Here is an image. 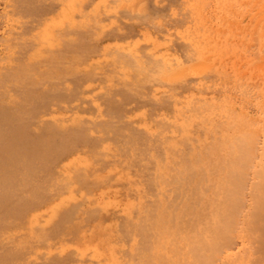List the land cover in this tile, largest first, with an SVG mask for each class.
<instances>
[{"label": "bare ground", "instance_id": "bare-ground-1", "mask_svg": "<svg viewBox=\"0 0 264 264\" xmlns=\"http://www.w3.org/2000/svg\"><path fill=\"white\" fill-rule=\"evenodd\" d=\"M144 2L0 0V264H207L210 213L219 252L224 185L264 167V0H172L132 32ZM91 146L137 200L95 190ZM101 202L121 216L95 245L73 226Z\"/></svg>", "mask_w": 264, "mask_h": 264}, {"label": "rangeland", "instance_id": "rangeland-1", "mask_svg": "<svg viewBox=\"0 0 264 264\" xmlns=\"http://www.w3.org/2000/svg\"><path fill=\"white\" fill-rule=\"evenodd\" d=\"M172 0H145L144 6L137 11L136 19L141 21V24H134L132 19L122 16L124 26L130 30L135 31L137 28H148L152 27L145 23L144 19L147 14L153 13L154 15L164 14L167 10V4ZM2 8V3H0V10ZM121 14L125 15L124 12ZM113 32V30H110ZM113 34L104 33L101 36V42H112ZM99 52V51H98ZM96 52V53H98ZM97 82H93L96 84ZM137 104H129L128 109H133ZM148 106H151L150 104ZM158 108V107H155ZM262 137L258 138V145H262ZM91 151L88 152V157L90 164L88 170L93 172L95 175L98 173L108 174L109 168L112 165V159L108 156L103 155L102 151L98 147L91 146ZM129 150V149H126ZM73 154L68 155L65 161L71 157ZM259 162H264V157H259ZM52 169L49 171L48 179H54L55 175H59L58 170L60 169V164L58 161H49ZM260 171V175L252 174L251 169L246 170L250 174H243L244 181L242 185L238 188H230L228 184L224 185L225 199L223 206V216H222V232L221 244L219 252L214 255L213 245H212V216H209V233H208V259L207 264H264V186H258L255 183L264 177V167L257 168ZM83 169H78L77 172H82ZM252 174V175H251ZM227 175V174H225ZM258 176V177H257ZM241 178V175H239ZM123 178L116 180L113 175H109L107 184L95 188L97 191H102L111 194L112 197L120 199L121 202L127 203L129 199L137 200V194L135 191L128 190ZM76 195L80 193L81 189L76 186H72ZM62 188L57 184L54 185L53 191L49 194V198L57 195ZM48 196H42L40 202H46ZM77 204H81L76 198ZM89 203V202H85ZM34 205V203H32ZM31 205V206H32ZM107 203L101 202L97 212L87 220L85 226L82 227L79 223L73 226V229L78 232L77 236L80 238L87 237V241L91 240L95 245V241L99 240L100 229L98 227V220L108 223L104 216L110 217L111 215L116 216L117 219L121 216V212L116 206L105 211ZM66 215H70V211H65ZM28 215V214H27ZM26 216L18 218L19 227H24L25 223L30 225L29 214L27 221ZM30 229V227H29ZM65 228H59L57 230H63ZM70 229V228H69ZM67 229V230H69ZM41 230V229H38ZM92 233L95 237L91 238ZM51 242H56L60 239H53V235H50ZM118 237V236H117ZM66 252H70L65 250ZM22 256V255H20ZM20 256L18 257V262L21 261ZM55 257V254L52 255ZM71 259V256H67ZM90 259L86 262L89 263ZM32 264H38V262H32ZM58 264V263H57Z\"/></svg>", "mask_w": 264, "mask_h": 264}]
</instances>
